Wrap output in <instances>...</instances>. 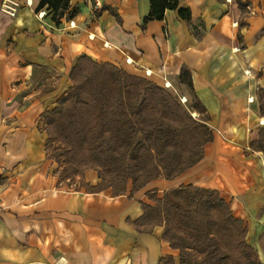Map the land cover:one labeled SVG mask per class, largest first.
Masks as SVG:
<instances>
[{"label": "crops", "instance_id": "obj_1", "mask_svg": "<svg viewBox=\"0 0 264 264\" xmlns=\"http://www.w3.org/2000/svg\"><path fill=\"white\" fill-rule=\"evenodd\" d=\"M18 1L15 17L0 10V264H180L163 227L141 233L136 222L158 189L183 184L218 191L264 264V153L251 146L264 129V0H180L190 20L167 10L145 26L150 0H71L75 13L59 25L37 17L41 0ZM83 56L189 88L213 134L202 161L134 194L132 183L125 194L89 191L95 170L63 179L43 116L70 91Z\"/></svg>", "mask_w": 264, "mask_h": 264}, {"label": "trees", "instance_id": "obj_2", "mask_svg": "<svg viewBox=\"0 0 264 264\" xmlns=\"http://www.w3.org/2000/svg\"><path fill=\"white\" fill-rule=\"evenodd\" d=\"M70 1L41 0L38 9L46 8L59 25L75 13H67ZM150 3L144 26L164 20L167 10L190 20V11L180 6V0ZM184 76L182 81L191 87ZM70 78L73 85L59 107L43 116L47 150L50 143L63 147V179L100 169L101 182L96 187L86 185L89 191L112 189L114 195L125 194L131 180L134 194L152 181H174L202 161L204 147L213 141L198 103L192 108L199 115L196 119L191 115L195 112L185 111L171 93L147 79L85 56L78 59ZM259 100L264 114V91L259 92ZM251 146L264 153V129ZM154 201L155 206L143 205L136 227L141 233L163 227V239L180 252V264H226L216 239L222 222L239 236L240 257L248 251L261 264L246 243L243 221L233 216L218 191L182 185ZM161 264L174 261L168 257Z\"/></svg>", "mask_w": 264, "mask_h": 264}, {"label": "rangeland", "instance_id": "obj_3", "mask_svg": "<svg viewBox=\"0 0 264 264\" xmlns=\"http://www.w3.org/2000/svg\"><path fill=\"white\" fill-rule=\"evenodd\" d=\"M184 75H185V73H184ZM178 91L179 92L182 91V94L187 96L188 103H186V104L182 103V101L180 99L181 98L180 97L181 94L179 92L177 93L172 88L168 92L171 93V95H173L175 97L177 102L181 105V107H183V109H185V111H187L189 113L194 112L195 110L193 111L192 108H193L194 105H196V103L194 104V102H193L194 98L192 96V93H191L190 89L187 88V87H184L182 90L180 89ZM164 103L166 104V102H164ZM199 108H200V106H199ZM201 111H202V109H201ZM193 114L194 113H191L192 117H194L196 119L199 117L197 112L195 113L196 115H193ZM201 118L206 120V116L205 115H202ZM204 122L206 123V121H204ZM48 152L50 153V156L56 162L58 161L57 163L60 165V167H62V170H61V173H62L63 172V168L65 167V163H64L65 156L62 154L63 153V147H60L59 144L50 143ZM88 171H91V170H88ZM88 171H85L83 176H81V175L80 176H74L73 178H70V179H76V178L79 177L80 180H81V179L84 178L85 173L88 172ZM95 171L98 172L99 177H100V173H101L100 169H96ZM160 180H164V179H160ZM165 181H167V180H165ZM100 182H101V178H100ZM129 183H132V181L131 180L128 181V184ZM180 186H178V187H180ZM184 186H190V185H184ZM194 187H196V186H194ZM175 188H177V187H170V189H175ZM198 188H200V187H198ZM170 189L168 188V191ZM166 191L167 190L164 191L162 189H158V192H159V195H160V199L163 198V196L166 193ZM112 193H113V191H112ZM232 214H233V212H232ZM216 239H217L218 244H219V248H220L219 251L221 252V254L223 256H225V258L227 260L226 264H257V262H258L257 258L255 256L251 255L248 251L244 252L243 256L240 257V254H241L240 253V249H239L240 238L230 226H225L223 224V222H222L219 225L218 229H217Z\"/></svg>", "mask_w": 264, "mask_h": 264}, {"label": "built area", "instance_id": "obj_4", "mask_svg": "<svg viewBox=\"0 0 264 264\" xmlns=\"http://www.w3.org/2000/svg\"><path fill=\"white\" fill-rule=\"evenodd\" d=\"M27 5L32 6V2L30 0H28ZM21 6H22V4L18 0H3L1 7H0V10L10 17H15ZM96 7H99V3H96ZM46 10H47L46 8L39 9L36 12L37 17L40 19H44L46 16H48V12ZM70 25H72L71 21H70ZM146 75L150 76L151 72L146 71ZM162 88L169 91L172 87L170 86V82H168L166 79H164V85L162 86ZM64 263H65V260L62 258L58 262H56L55 264H64Z\"/></svg>", "mask_w": 264, "mask_h": 264}, {"label": "bare ground", "instance_id": "obj_5", "mask_svg": "<svg viewBox=\"0 0 264 264\" xmlns=\"http://www.w3.org/2000/svg\"><path fill=\"white\" fill-rule=\"evenodd\" d=\"M170 85H171V84H170ZM171 87H172V86H171ZM180 99H181L182 103H184V104L187 103V100H186V99H184V98H180ZM193 115H196V114L194 113Z\"/></svg>", "mask_w": 264, "mask_h": 264}]
</instances>
